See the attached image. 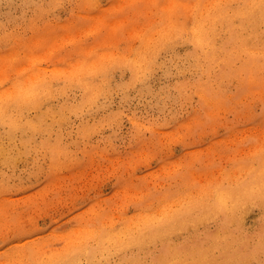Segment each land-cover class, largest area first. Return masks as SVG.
Wrapping results in <instances>:
<instances>
[{"label":"rangeland","instance_id":"374dc122","mask_svg":"<svg viewBox=\"0 0 264 264\" xmlns=\"http://www.w3.org/2000/svg\"><path fill=\"white\" fill-rule=\"evenodd\" d=\"M263 53L264 0H0V264H264Z\"/></svg>","mask_w":264,"mask_h":264},{"label":"bare ground","instance_id":"6f19581e","mask_svg":"<svg viewBox=\"0 0 264 264\" xmlns=\"http://www.w3.org/2000/svg\"><path fill=\"white\" fill-rule=\"evenodd\" d=\"M182 1H183V0H182ZM262 1H263V0H262ZM179 2H180V1H179ZM191 2H192V1H191ZM218 2H219V1H218ZM189 3H190V2H189ZM248 3H249V2H248ZM50 4H51V3H50ZM52 4H53V3H52ZM241 7H242V6H241ZM207 8H208V7H207ZM256 9L259 10L260 8H259V7H256ZM244 10H245V9H244ZM244 10H243V11H244ZM225 11H226V10H225ZM227 11H228V10H227ZM240 11H241V10H240ZM202 13H203V12H202ZM193 15H194V14H193ZM168 16H169V15H168ZM168 16H167V17H168ZM196 17H197V16H196ZM168 18H169V17H168ZM193 18H194V17H193ZM209 18H210V17H209ZM197 19H198V18H197ZM167 22H168V21H167ZM197 22H198V21H197ZM197 22H195V23H197ZM243 22H244V21H243ZM188 23H189V22H188ZM190 23H191V21H190ZM190 23H189V24H190ZM202 23H203V22H202ZM206 24H207V22H206ZM196 25H197V24H196ZM200 25H202V24H200ZM189 26H190V25H189ZM261 27H262V26H261ZM188 28L191 29V27H188ZM192 28H194V27L192 26ZM256 29H258V28H256ZM191 30H192V29H191ZM152 31H153V30H152ZM157 31H158V30H157ZM159 31H160V30H159ZM166 31H167V30H166ZM207 31H208V30H207ZM154 32H155V29H154ZM165 33H166V32H165ZM197 33H198V32H197ZM153 35H154V33H152V36H153ZM186 35H187V33H186ZM261 35H262V34H261ZM148 36H149V35H148ZM148 36H147V37H148ZM183 36H184V35H183ZM195 36H196V34H195ZM198 36H199V35H198ZM196 37H197V36H196ZM196 37H194V38H196ZM142 38H145V37H142ZM184 39H185V38H184ZM257 40H258V39H257ZM144 41H145V40H144ZM149 41H150V40H149ZM152 41H153V40H152ZM142 42H143V41H142ZM150 42H151V41H150ZM177 42H178V41H177ZM196 42L199 43V42H200V39H196ZM236 42H238V41L236 40ZM145 44H146V43H145ZM130 46H131V45H130ZM131 47H132V46H131ZM134 47H135V46H134ZM247 47H248V46H247ZM143 48H144V47H143ZM250 48H251V47H250ZM245 49H246V48H245ZM256 49L258 50V48H256ZM256 49H255V50H256ZM130 50H131V49H130ZM134 50H135V49H134ZM138 50H139V49H138ZM239 50H240V49H239ZM141 51H142V50H141ZM236 51H238V49H237ZM260 51H262V50H260ZM255 52H256V51H255ZM120 54H121V53H120ZM125 54H126V53H125ZM132 54H133V52H132ZM136 54H137V53H136ZM208 54H213V53H207V55H208ZM263 54H264V53H263ZM121 55H122V54H121ZM241 55H242V54H241ZM112 56H113V55H112ZM122 56H123V55H122ZM127 56H128V55H127ZM133 56H135V55H133ZM146 56H147V55H146ZM107 57H108V56H107ZM124 57H126V56L124 55ZM130 57H131V56H130ZM215 57H216V54H213V55H210V56L206 57V60H208V59L212 60V59H214ZM105 58H106V57H105ZM133 58H134V57H133ZM129 59H130V58H129ZM146 59H147V58H146ZM103 60H104V59H103ZM105 60H106V59H105ZM110 60H111V59H110ZM134 60H135V58H134ZM91 61H92V60H91ZM132 62L135 63V61H132ZM139 62H140V61H139ZM139 62H138V63H139ZM142 63H143V61H142ZM236 63H237V62H236ZM87 64H88V61H87ZM136 64H137V63H136ZM92 65H94V64H92ZM85 66H86V65H85ZM89 66H90V65H89ZM97 66H98V65H97ZM136 66H137V65H136ZM140 66H141V65H140ZM91 67H92V66H91ZM93 67H94V66H93ZM95 67H96V65H95ZM86 68H87V66H86ZM74 69H75V68H74ZM94 70H95V69L93 68V71H94ZM140 70H141V69H140ZM145 72H146V71H145ZM72 73L74 74V71H73ZM69 74H70V71H69ZM73 74H72V75H73ZM80 74H81V73H80ZM138 74H139V72H138ZM64 75H65V74H64ZM67 75H68V74H67ZM74 75H75V74H74ZM84 75H85V74H84ZM56 76H57V75H56ZM61 76H62V75H61ZM61 76H60V77H61ZM70 76H71V75H70ZM73 77H74V76H73ZM75 77H77V75H75ZM75 77H74V78H75ZM74 78H73V79H74ZM60 79H61V78H60ZM64 79H66V77H65ZM75 79H76V78H75ZM77 79H78V77H77ZM98 79H99V78H98ZM66 80H67V79H66ZM136 80H137V79H136ZM223 80H224V79H223ZM67 81H69V80H67ZM75 81H76V80H75ZM40 82H41V81H40ZM49 82H50V80H49ZM70 82H71V81H70ZM35 83H36V82H35ZM35 83H34V84H35ZM58 83H59V82H58ZM75 83H76V82H75ZM73 84H74V83H72V85H73ZM132 84H133V83H132ZM132 84H131V85H132ZM66 85H67V84H66ZM74 85H75V87H76V84H74ZM85 85H87V83H86ZM88 85H89V84H88ZM101 85H102V84H101ZM186 85H187V84H186ZM46 86H48V85H46ZM46 86H45L44 89H46ZM49 86H51V85L49 84ZM23 87H24V86H23ZM104 87H105V86H104ZM128 87H129V86H128ZM214 87H215V86H214ZM35 88H36V87H35ZM66 88H68V87H66ZM70 88H71V86H70ZM78 88H79V87H78ZM110 88H111V87H110ZM110 88H109V89H110ZM97 89H99V88H97ZM97 89H96V90H97ZM79 90H80V89H79ZM94 90H95V89H94ZM45 91H46V90H45ZM53 91H54V90H53ZM106 91H107V90H106ZM33 92H34V91H33ZM43 92H44V91H43ZM47 92H48V91H47ZM51 92H52V90H51ZM60 93H61V92H60ZM63 93H64V92H63ZM98 93H100V92H98ZM109 93H110V92H109ZM78 94H79V93H78ZM33 95H34V94H33ZM33 95H32V96H33ZM57 95H58V94H57ZM90 95H91V94H90ZM101 95H102V94H101ZM51 96H52V95H51ZM76 96H77V95H76ZM76 96H75V97H76ZM17 97H18V96H17ZM29 97H30V96H29ZM37 97H38V96L36 95V98H37ZM43 97H44V96H43ZM52 97H53V96H52ZM202 97H203V96H202ZM81 98H82V97H81ZM85 98H86V100H87V97H85ZM37 99H38V98H37ZM77 99H78V97H77ZM205 99H206V98H205ZM208 99L211 100V98H208ZM2 100H3V99H2ZM12 100H13V99H12ZM40 100H43V99H40ZM79 100H81V99H79ZM10 101H11V100H10ZM10 101H9V102H10ZM36 101H37V100H36ZM74 101H75V100H74ZM76 101H77V100H76ZM38 102H39V101H38ZM93 102H94V100H93ZM6 103H7V101H6ZM21 103H22V102H21ZM78 103H80V102H78ZM8 104H9V103H8ZM22 104H23V103H22ZM71 104H72V103H71ZM74 104H75V103H74ZM91 104H92V102H91ZM66 105H67V104H66ZM66 105H65V106H66ZM7 106H8V105H7ZM79 106H80V105H79ZM1 107H2V109H3V106H2V105H1ZM43 107H44V106H43ZM52 107H53V106H52ZM88 107H89V106H88ZM18 108H19V107H18ZM21 108H22V107H21ZM44 108H45V107H44ZM54 108H56V107H54ZM54 108H53V109H54ZM6 109H7V108H6ZM15 109H17V108H15ZM53 109H51V110H53ZM74 109H75V107H74ZM80 109H82V108H80ZM3 110H4V109H3ZM20 110H22V109H20ZM31 110H32V109H31ZM31 110H30V111H31ZM57 110H58V109H57ZM12 111H14V110L12 109ZM46 111H47V110H46ZM63 111H64V109H63ZM75 111H76V109H75ZM1 112H2V111H1ZM9 112H10V111H9ZM20 112H23V111H20ZM28 112H29V111H28ZM65 112H67V111L65 110ZM65 112H64V113H65ZM70 112L72 113V112H74V111H70ZM70 112H69V113H70ZM76 112H77V111H76ZM23 113H24V112H23ZM38 113H39V112H38ZM42 113H43V112H42ZM45 113H46V112H45ZM2 114H4V113H2ZM6 114H8V113L6 112ZM24 114H25V113H24ZM46 114H48V113H46ZM66 114H67V113H66ZM11 115H12V114H11ZM44 115H45V114H44ZM5 116H7V115H5ZM9 117H10V116H9ZM9 117H8V118H9ZM25 117H26V116H25ZM49 117H50V116H49ZM26 118H27V117H26ZM52 118H53V116H52ZM7 120H8V119H7ZM33 120H34V119H33ZM37 120H38V119H37ZM52 120H54V119H52ZM24 122H25V121H24ZM8 123H9V122H8ZM22 124H23V123H22ZM26 124H27V122H26ZM26 124H25V125H26ZM41 124H43V123H41ZM25 125H24V126H25ZM47 125H48V124H47ZM19 126H20V125H19ZM38 126H39V125H38ZM42 126H43V125H42ZM15 130H16V129H15ZM32 130H33V129H32ZM5 159H6V158H5ZM1 161H2V160H1ZM1 163H2V162H1ZM6 164H7V163H6ZM6 164H5V165H6ZM1 165H2V164H1ZM263 169H264V168H263ZM241 170H242V169H241ZM243 172H244V171H243ZM241 175H242V174H241ZM239 177H240V176H239ZM186 186H187V185H186ZM189 186H190V185H189ZM187 187H188V186H187ZM188 191H189V188H188ZM191 191H192V190H191ZM196 191H197V190H196ZM221 193H223V192L221 191ZM171 195H172V194H171ZM171 195H170V196H171ZM187 195H188V194H187ZM189 195H190V194H189ZM189 195L187 196L188 198H189ZM167 196H168V195H167ZM196 197H197V196H196ZM180 198H181V197H180ZM177 199L180 201L179 198H177ZM181 199H183V198H181ZM184 199H185V195H184ZM196 199H197V198H196ZM175 201H176V200H175ZM179 201H178V203H180ZM176 202H177V201H176ZM184 202H185V201H184ZM186 202H187V201H186ZM162 203H163V201H162ZM162 203H160V204H162ZM165 203H166V202H165ZM176 204H177V203H175V207H176ZM182 204H183V202H182ZM185 204H186V203H185ZM261 205H262V204H261ZM171 206H172V205H171ZM173 206H174V205H173ZM230 206H231V205H230ZM257 206H258V205H257ZM147 207H148V206H147ZM199 207H200V206H199ZM149 208H151V207H149ZM164 208H165V207H164ZM166 208H167V207H166ZM151 209H152V208H151ZM155 209H156L155 211H157L158 207H157V208L155 207ZM152 210H153V209H152ZM152 210H151V211H152ZM168 210H169V209H168ZM193 210H194V209H193ZM151 211L149 210V213H150ZM175 211H176V210H175ZM141 212H142V211H141ZM141 212H140L139 214H141ZM153 212H154V211H153ZM159 212H160V211H158V213H159ZM166 212H167V211H166ZM170 212H171V210H170ZM170 212H169V213H170ZM145 213H146V212H144V214H145ZM155 213L158 214L157 212H155ZM139 214H138V216H140ZM146 214H148V212H147ZM162 214H163V213H162ZM176 214H177V213H176ZM182 214H183V213H182ZM152 215H153V214H152ZM163 215H164V214H163ZM166 215H167V214H166ZM172 215H173V214H172ZM142 216H144V215H141L140 218H142ZM147 216L151 218V216H149V215H147ZM169 216H171V215H169ZM169 216H168V217H169ZM179 216H180V215H179ZM145 217H146V216H145ZM145 217H144V218H145ZM155 217H156V216H155ZM157 217H158V216H157ZM171 217H172V216H171ZM134 218H135V217H134ZM146 218H147V217H146ZM146 218H145V220H146ZM131 219H132V218H131ZM131 219H129V220H131ZM135 219H136V218H135ZM148 219H149V218H147V220H148ZM154 219H155V218H154ZM133 220H134V219H133ZM145 220L142 219V221H144V222H145ZM209 220H210V219H209ZM209 220H208V221H209ZM139 221H140V220H139ZM150 221H152V220H151V219L148 220L147 223L150 222ZM232 222H233V221H232ZM125 223H126V222H125ZM125 223H123V224H125ZM152 223H153V221H152ZM163 223H164V222H163ZM166 223H167V222H166ZM199 223H200V222H199ZM204 223H205V222H204ZM217 223H218V222H217ZM217 223H216V224H217ZM234 223H235V222H234ZM121 224H122V223H121ZM139 224H140V223H139ZM160 224H161V223H160ZM168 224H169V223H168ZM231 224H232V223H231ZM120 226H121V225H120ZM120 226H119V227H120ZM128 226H129V225H128ZM155 226H156V225H155ZM155 226H154V227H155ZM163 226H164V225H163ZM194 226H195V225H194ZM194 226H193V227H194ZM196 226H197V225H196ZM229 226H230V225H229ZM94 227H95V226H94ZM114 227H115V226H114ZM119 227L117 228L118 230H119ZM122 227H123V228H122ZM122 227L120 228L121 231H123V229H125L124 226H122ZM189 227H190V226H189ZM191 227H192V226H191ZM198 227H199V226H198ZM206 227H207V226H206ZM206 227H205V228H206ZM126 228H127V227H126ZM136 228H137V226H136ZM147 228H148V226H147ZM96 229H97V228H96ZM131 229H132V228H131ZM131 229H130V230H131ZM181 229H182V228H181ZM201 229H202V228H201ZM203 229H204V228H203ZM93 230H95V229H93ZM106 230H107V229H106ZM109 230H110V229H109ZM133 230H134V229H133ZM133 230H131V231H133ZM137 230H138V229H137ZM147 230H148V229H147ZM189 230H190V229H189ZM193 230H194V229H193ZM196 230H197V229H196ZM81 231H82V230H81ZM83 231H84V230H83ZM112 231H113V230H112ZM121 231H120V232L118 231L117 233H121ZM140 231H141V230H140ZM160 231H161V230H160ZM160 231H159V232H160ZM87 232H88V231H87ZM91 232H92V230H91ZM107 232H108V231H107ZM161 232H162V231H161ZM175 232H176V231H175ZM177 232H178V231H177ZM179 232H180V231H179ZM241 232H242V231H241ZM89 233H90V232H89ZM93 233H94V232H93ZM108 233H109V232H108ZM110 233H112L111 230H110ZM115 233H116V231H115ZM131 233H132V232H131ZM136 233H137V232H136ZM145 233H146V232H145ZM172 233H173V232H172ZM95 234H96V233H95ZM95 234H94V235H95ZM113 234H114V231H113ZM154 234H155V233H154ZM161 234H162V233H161ZM194 234H195V233H194ZM198 234H199V233H198ZM80 235H81V234H80ZM86 235H87V234H86ZM115 235H116V234H115ZM121 235H122V234H121ZM125 235H126V233H125ZM144 235H145V234H144ZM163 235H165V234H163ZM166 235H167V234H166ZM95 236H96V235H95ZM95 236H94V237H95ZM106 236H107V235H106ZM122 236H123V235H122ZM136 236H137V235H136ZM195 236H196V235H195ZM78 237H80V236H78ZM115 237H116V236H115ZM118 237H119V236H118ZM141 237H142V235H141ZM226 237H227V236H226ZM240 237H241V236H240ZM257 237H258V235H257ZM122 238H123V237H122ZM159 238H160V237H159ZM182 238H183V237H182ZM68 239H69V237H68ZM149 239H150V238H149ZM144 240H145V239H144ZM162 240H163V239H162ZM171 240H172V239H171ZM191 240H192V239H191ZM246 240H247V239H246ZM164 241H165V240H164ZM181 241H182V240H181ZM239 241H240V240H239ZM73 242H74V241H73ZM104 242H105V241H104ZM171 242H172V241H171ZM243 242H245V239H244ZM71 243H72V242H71ZM143 243H144V241H143ZM147 243H148V245H149V242H147ZM152 243H153V242H152ZM182 243H183V242H182ZM135 244H136V241H135ZM139 244H140V243H139ZM251 244H252V243H251ZM133 245H134V243H133ZM235 245H237V243H236ZM136 246H137V245H136ZM157 246H158V245H157ZM231 246H232V245H231ZM32 247H33V246H32ZM134 247H135V246H134ZM101 248H102V247H101ZM139 248H140V246H139ZM218 248H219V247H218ZM17 249L19 250V248H17ZM20 249H21V248H20ZM22 249H24V248H22ZM29 249H30V248H29ZM59 249H60V248H59ZM92 249H93V248H92ZM142 249H143V248H142ZM222 249H223V248H222ZM14 250H15V249H14ZM66 250H67V249H66ZM84 250H85V249H84ZM110 250H111V249H110ZM123 250H124V249H123ZM148 250H149V249H148ZM170 250H172V248H170ZM190 250H191V249H190ZM229 250H230V249H229ZM229 250H228V251H229ZM25 251H27V250H25ZM36 251H37V250H36ZM51 251H52V250H51ZM108 251H109V250H108ZM126 251H127V250H126ZM144 251H145V250H144ZM20 252H22V251H20ZM23 252H24V251H23ZM31 252L33 253V251H31ZM122 252H123V251H122ZM18 253H19V251H18ZM26 253H27V252H26ZM101 253H102V252H101ZM103 253H104V252H103ZM136 253H137V252H136ZM141 253H144V252H141ZM238 253H239V252H238ZM19 254H22V253H19ZM19 254H18V255H19ZM24 254H25V253H24ZM115 254H116V253H115ZM149 254H150V253H149ZM208 254H210V253H208ZM22 255H23V254H22ZM22 255H21V256H22ZM95 255H96V254H95ZM21 256H20V257H21ZM43 256H44V255H43ZM43 256H42V257H43ZM138 256H139V255H138ZM171 256H172V255H171ZM171 256H170V257H171ZM194 256H195V255H194ZM246 256H247V255H246ZM20 257H19V258H20ZM60 257H61V256H60ZM95 257H97V256H95ZM146 257H147V256H146ZM165 257H166V256H165ZM165 257H164V258H165ZM12 258H13V257H12ZM15 258H18V257H15ZM15 258H13V259H15ZM68 258H69V257H68ZM78 258H79V256H78ZM117 258H118V257H117ZM134 258H135V257H134ZM176 258H177V257H176ZM243 258H244V257H243ZM13 259H12V260H13ZM80 259H81V258H80ZM80 259H79V260H80ZM93 259H94V257H93ZM114 259H115V258H114ZM118 259H119V258H118ZM144 259H145V258H144ZM170 259H171V258H170ZM189 259H190V258H189ZM10 260H11V259H10ZM39 260H40V259H39ZM50 260H51V259H50ZM50 260H49V261H50ZM75 260H76V259H75ZM79 260H78V261H79ZM91 260H92V259H91ZM100 260H101V259H100ZM100 260H99V261H100ZM131 260H133V259H131ZM145 260H146V259H145ZM161 260H162V259H161ZM82 261H83V260H82ZM82 261H81V262H82ZM136 261H137V260H136ZM136 261H135V262H136ZM173 261H174V260H173ZM233 261H234V260H233ZM235 261H236V260H235ZM81 262H80V263H81ZM103 262H104V261H103ZM110 262H111V261H110ZM119 262H120V261H119ZM137 262H138V261H137ZM137 262H136V263H137ZM168 262H169V261H168ZM205 262H206V261H205ZM33 263H34V261L31 262V264H33ZM35 263H36V262H35ZM37 263H38V262H37ZM37 263H36V264H37ZM73 263H75V262H73ZM77 263H78V262H77ZM87 263H88V262H87ZM89 263H90V262H89ZM99 263H100V262H99ZM99 263H98V264H99ZM101 263H102V262H101ZM132 263H134V262H132ZM141 263H142V262H141ZM145 263H146V262H145ZM171 263H172V262H171ZM206 263H207V262H206ZM241 263H242V261H241ZM44 264H49V263H48L47 260H46V261L44 262ZM83 264H84V261H83ZM85 264H86V263H85ZM114 264H115V263H114ZM121 264H122V263H121ZM126 264H127V263H126ZM128 264H129V263H128ZM130 264H131V263H130ZM164 264H167V262L164 263ZM168 264H169V263H168ZM175 264H176V263H175ZM195 264H196V263H195Z\"/></svg>","mask_w":264,"mask_h":264}]
</instances>
